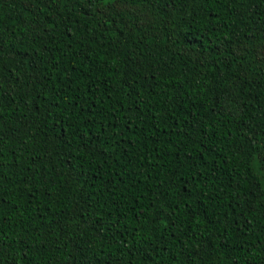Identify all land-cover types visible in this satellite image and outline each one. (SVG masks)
<instances>
[{"label":"trees","instance_id":"16d2710c","mask_svg":"<svg viewBox=\"0 0 264 264\" xmlns=\"http://www.w3.org/2000/svg\"><path fill=\"white\" fill-rule=\"evenodd\" d=\"M0 264H264V0H0Z\"/></svg>","mask_w":264,"mask_h":264},{"label":"snow or ice","instance_id":"6c2138e0","mask_svg":"<svg viewBox=\"0 0 264 264\" xmlns=\"http://www.w3.org/2000/svg\"><path fill=\"white\" fill-rule=\"evenodd\" d=\"M113 2V0H105V3Z\"/></svg>","mask_w":264,"mask_h":264}]
</instances>
